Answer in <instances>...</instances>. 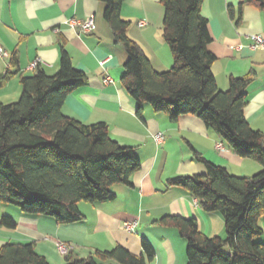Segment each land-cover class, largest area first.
Instances as JSON below:
<instances>
[{"label": "trees", "instance_id": "16d2710c", "mask_svg": "<svg viewBox=\"0 0 264 264\" xmlns=\"http://www.w3.org/2000/svg\"><path fill=\"white\" fill-rule=\"evenodd\" d=\"M105 4L104 20L114 41L128 55L121 79L123 88L138 104L137 115L149 105L166 113L171 121L194 115L221 136L232 152L262 166L252 177L231 175L195 153L207 169L206 175L169 179L168 190H187L206 213L220 214L225 238L208 237L196 219L164 216L156 223L174 228L187 243V264H264V133L253 130L245 117L251 72L231 77L229 88L219 90L209 51L212 39L208 20L202 15L205 0H161L164 8L163 38L174 56V66L156 72L140 46L128 36L130 22L121 17L127 0H95ZM246 4L264 12V0L242 3L228 9L237 25ZM58 72L47 75L40 67L32 75L19 70L0 76V89L19 75L21 96L17 102H0V204L18 207L24 214L54 219L59 225L82 222L80 203L112 202L116 185L132 187V176L141 170L135 148L120 145L110 137L106 123L84 124L63 114L67 96L85 86L88 76L76 69L60 44ZM17 66L16 57L11 67ZM0 226L15 229L17 222L4 217ZM142 253L135 255L122 246L96 251L80 258L72 251L65 264H149L156 252L147 239ZM0 264H50L33 243H7L0 247Z\"/></svg>", "mask_w": 264, "mask_h": 264}, {"label": "crops", "instance_id": "0c3cea01", "mask_svg": "<svg viewBox=\"0 0 264 264\" xmlns=\"http://www.w3.org/2000/svg\"><path fill=\"white\" fill-rule=\"evenodd\" d=\"M249 1L205 0L201 13L209 23V51L217 58L212 70L219 90H228L231 77L253 72L254 80L246 91L245 117L253 130L264 133V48L249 49L251 36L264 39V12L246 4L239 25L228 14L230 7L237 9ZM104 9L105 4L95 0H0V45L8 54L0 56V76L8 69L32 75L36 70H30V65L38 59L47 75H55L60 67V44L64 42L73 66L88 76V82L67 96L63 114L87 125L106 123L110 137L122 146L135 148L142 164L131 178L132 187L112 188L114 201L80 203L79 210L85 217L80 223L59 225L52 218L14 211L17 227L11 230L0 226V247L7 243H33L37 253L50 264H65L57 243L72 245L76 256L86 258L117 246L141 255V241L147 239L156 252L155 260L149 264H187L186 241L176 229L160 226L156 221L168 215L194 218L206 236L225 237L219 230L217 213L203 211L198 200L183 188L168 190L167 181L206 175V166L195 159V153L238 177H252L262 166L234 154L226 141L197 116L186 115L173 122L166 113H156L144 105L142 118L138 117V104L121 83L128 55L115 43L103 17ZM90 17L97 27L90 34H79L67 24ZM121 17L131 23L128 36L140 46L153 69L158 73L170 70L174 56L163 38L161 0H127ZM240 46L242 51L237 49ZM14 57L18 65L11 67ZM107 77L113 82L105 84ZM21 92L20 77L13 76L0 89V102L9 104L10 99H19ZM158 133L164 136L161 144L153 139ZM218 144L225 151H217ZM125 222H137L136 232H126ZM261 225L264 229V218ZM259 241L264 243V234Z\"/></svg>", "mask_w": 264, "mask_h": 264}, {"label": "built area", "instance_id": "2783aa9c", "mask_svg": "<svg viewBox=\"0 0 264 264\" xmlns=\"http://www.w3.org/2000/svg\"><path fill=\"white\" fill-rule=\"evenodd\" d=\"M67 24L74 30H76L79 34H90L96 31L97 27L95 24V21L92 17L86 19V20H70L67 22ZM140 26H143V23H140ZM252 44L249 46V49L251 51H256L258 49L264 48V39L260 35H253L250 37ZM238 51H242L243 47L240 46L237 48ZM0 56L1 57H7V52L3 49V47L0 45ZM41 61L38 59L35 62H33L30 65V70H36L40 67ZM101 65H104V62L101 63ZM10 68V65H9ZM105 84L112 83V79L110 77H107L105 79ZM154 141L157 144H161L164 141V136L162 133H158L154 136ZM217 151H225L222 144H218L216 146ZM138 223L137 222H125L123 224V229L128 233H135L137 230ZM57 250L62 256H67L69 253H71L74 250V247L70 244L65 243H57Z\"/></svg>", "mask_w": 264, "mask_h": 264}, {"label": "rangeland", "instance_id": "374dc122", "mask_svg": "<svg viewBox=\"0 0 264 264\" xmlns=\"http://www.w3.org/2000/svg\"><path fill=\"white\" fill-rule=\"evenodd\" d=\"M21 96V95H20ZM20 98V97H19ZM19 99H16L15 101H11V103H14V102H17ZM84 203V202H83ZM88 204V203H87ZM14 211H18L20 212L21 210L16 207V206H12V205H7V204H0V221H2V219L4 217H10L12 219H14ZM217 216L215 217H218V221H219V224H218V227H219V230L221 231V233L223 232V236L225 237L226 236V233H225V227H224V220L222 218V216L220 214H215ZM15 220V219H14ZM16 221V220H15ZM17 222V221H16ZM2 228H5V227H2ZM187 246V245H186ZM184 248V247H183ZM185 252H184V256H185V253H186V247L184 248ZM61 256V255H60ZM63 257V256H62Z\"/></svg>", "mask_w": 264, "mask_h": 264}]
</instances>
